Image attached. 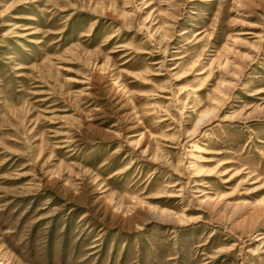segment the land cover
Segmentation results:
<instances>
[{
	"label": "rangeland",
	"instance_id": "obj_1",
	"mask_svg": "<svg viewBox=\"0 0 264 264\" xmlns=\"http://www.w3.org/2000/svg\"><path fill=\"white\" fill-rule=\"evenodd\" d=\"M0 264H264V0H0Z\"/></svg>",
	"mask_w": 264,
	"mask_h": 264
}]
</instances>
